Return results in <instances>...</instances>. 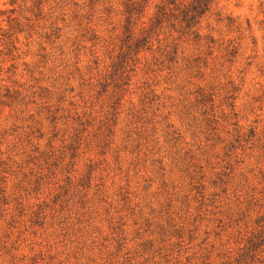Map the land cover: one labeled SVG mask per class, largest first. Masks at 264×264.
<instances>
[{
    "label": "rangeland",
    "instance_id": "rangeland-1",
    "mask_svg": "<svg viewBox=\"0 0 264 264\" xmlns=\"http://www.w3.org/2000/svg\"><path fill=\"white\" fill-rule=\"evenodd\" d=\"M165 1L0 0V264H264V0Z\"/></svg>",
    "mask_w": 264,
    "mask_h": 264
},
{
    "label": "trees",
    "instance_id": "trees-1",
    "mask_svg": "<svg viewBox=\"0 0 264 264\" xmlns=\"http://www.w3.org/2000/svg\"><path fill=\"white\" fill-rule=\"evenodd\" d=\"M177 0H166L157 10L154 16V23H152L148 31H142L141 42H146L148 33L152 28L159 27L164 22H170V26L177 27L181 34H195L192 31L199 22V19L210 9L215 0H189L187 4H181ZM172 8H169V7ZM127 10L129 20L135 11H138V6L134 2H128ZM145 40V41H144ZM167 56V55H166ZM170 57L168 61H170Z\"/></svg>",
    "mask_w": 264,
    "mask_h": 264
}]
</instances>
